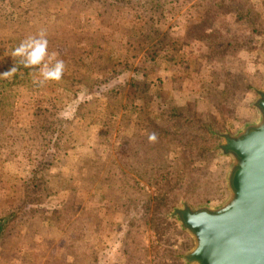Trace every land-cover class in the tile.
I'll list each match as a JSON object with an SVG mask.
<instances>
[{"label":"rangeland","instance_id":"374dc122","mask_svg":"<svg viewBox=\"0 0 264 264\" xmlns=\"http://www.w3.org/2000/svg\"><path fill=\"white\" fill-rule=\"evenodd\" d=\"M106 2L0 0V73L17 68L0 102V264H187L194 240L175 208L218 206L230 195L233 158L219 145L258 119L264 0ZM29 3L30 14L11 17ZM41 31L49 55L72 68L59 81L41 84L38 68L23 75L12 56ZM40 106L69 121L59 150L38 146L50 163L43 223L24 212L5 228L24 203L34 154L14 128L30 126ZM136 198L150 208L136 209L125 234L123 204Z\"/></svg>","mask_w":264,"mask_h":264},{"label":"water","instance_id":"95a60500","mask_svg":"<svg viewBox=\"0 0 264 264\" xmlns=\"http://www.w3.org/2000/svg\"><path fill=\"white\" fill-rule=\"evenodd\" d=\"M258 119L237 134H224L219 149L231 155L228 199L218 205L175 208L194 240L187 264H264V90L255 101Z\"/></svg>","mask_w":264,"mask_h":264},{"label":"trees","instance_id":"16d2710c","mask_svg":"<svg viewBox=\"0 0 264 264\" xmlns=\"http://www.w3.org/2000/svg\"><path fill=\"white\" fill-rule=\"evenodd\" d=\"M75 1H79V0H73V2ZM82 1V0H80ZM102 1L104 3H108L106 1L111 2H125V3H130L134 0H99ZM109 4V3H108ZM73 6L75 8H78V6H76L75 4H73ZM17 8V9H15ZM20 6L17 5V7L13 8V11L10 12L11 17L14 16L15 19H19L22 17L23 14H30V10L32 9V5L29 3L26 8H24L23 10H21L23 13H20L19 11ZM69 32V31H68ZM55 40V39H54ZM55 44V48L57 49H62V47L64 45H58V43H54ZM55 59L58 60H62L63 58H61L60 56H56ZM65 63V69L67 70H72V68H70L68 66V61L65 62V60H63ZM67 64V65H66ZM70 64V63H69ZM115 65V64H114ZM23 66V65H22ZM24 70H22L23 75L25 74L26 76L31 72V70L38 68L34 67V68H28L29 70L26 71V68L23 66ZM38 72V71H37ZM37 72H35L34 74H36ZM21 76V74H19ZM76 75V74H73ZM16 77L17 74L14 73L13 77ZM7 78L5 77H1L0 79V102L1 100L3 101L4 99H6L7 95L10 93L7 83L5 84V81ZM110 92V91H108ZM106 91V93H108ZM106 93H104V95H106ZM89 101V100H88ZM87 102V101H86ZM85 103V102H84ZM89 102H87L88 104ZM85 104L81 105V107H84ZM59 113L58 110L54 109L53 107H44V106H40L37 109L34 110L33 112V118H32V122L30 124L29 127L25 128V127H19V128H14V130H16V132H18V138H16V141H18L19 143H23V147H33V149L31 148V150L29 151H33L32 153H34L31 157H30V161H31V170H30V174L28 176V178H26V184L25 187L23 189V200L24 203L18 207L13 209L10 213H9V217L10 220H8L6 227L8 228L13 222H17V221H23V216H21V213H26L28 215H30V217H36L37 218V223L39 222V224L43 223V219L41 217V215H43V211L40 208L42 205L45 204V198H47L45 195V197H43V194L45 193L47 185L43 186L42 184V175H43V171H45L47 168H49L48 166H50V163L47 161H45V155H48L46 150H40V145L43 146V148H45L46 146H50V144H52L54 146V148L57 150H59L61 143H63L62 141V137L65 135V127L62 125L63 122H69L68 120L66 121L63 117H60V119H58L59 117ZM52 117H55L52 119ZM6 119L4 118V116H2V118H0V121H5ZM5 128L6 125H2L0 123V133L2 131L5 132ZM11 130V129H10ZM150 134V133H149ZM63 135V136H62ZM55 139V140H54ZM54 140V141H52ZM51 142V143H50ZM36 147V148H35ZM47 148V147H46ZM121 150H130V145L129 142H125L124 145H122V147H120ZM41 151L44 152L41 155ZM52 151H54L52 149ZM142 150H139V148L137 149V153H139ZM131 156L130 153L127 154L125 157H129ZM144 158V157H142ZM50 176H54V175H50ZM109 186V185H108ZM110 187V186H109ZM109 189V188H108ZM76 191V189L73 187L70 188V191ZM164 197V195L162 196ZM136 198V199H131L129 202L131 201H136L135 202H131L130 204L126 205L127 203L123 204V213H124V218H125V225L127 227L125 234L129 233V230H131V227H133V220L132 218H134L136 216V209L141 207H145V209L149 210L150 207L149 206V198ZM69 202H71L70 199L66 200L65 205L69 204ZM76 203V202H75ZM66 207V206H65ZM169 207V203L166 202L164 203V208ZM60 215H64V211H60ZM5 225V224H4ZM3 225V227H4ZM130 229H129V228ZM2 228V227H1ZM0 228V230H1ZM136 256V255H134ZM178 257V255L176 256ZM95 260V259H94ZM176 261L178 264H185L181 261V259L178 257L176 258ZM96 262V260H95Z\"/></svg>","mask_w":264,"mask_h":264},{"label":"clouds","instance_id":"9594fccd","mask_svg":"<svg viewBox=\"0 0 264 264\" xmlns=\"http://www.w3.org/2000/svg\"><path fill=\"white\" fill-rule=\"evenodd\" d=\"M48 43L46 33L41 31L37 36H31L21 41L19 46L12 51V56L20 57L25 68L38 66L41 84L46 81H59L65 72L64 61L55 59V54L49 55ZM16 71L17 68L14 66L9 71L0 73V77H10ZM154 138V136L150 137V139Z\"/></svg>","mask_w":264,"mask_h":264},{"label":"crops","instance_id":"0c3cea01","mask_svg":"<svg viewBox=\"0 0 264 264\" xmlns=\"http://www.w3.org/2000/svg\"><path fill=\"white\" fill-rule=\"evenodd\" d=\"M32 122V121H31ZM21 128L22 127H25V128H27V127H29L28 125H25V126H20ZM113 250H117L118 251V249L116 248V247H111L110 249H109V251H113ZM101 262V261H100Z\"/></svg>","mask_w":264,"mask_h":264}]
</instances>
